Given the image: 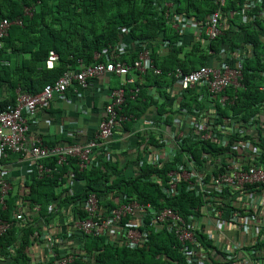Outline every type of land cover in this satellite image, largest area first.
Returning <instances> with one entry per match:
<instances>
[{
  "label": "built area",
  "instance_id": "2783aa9c",
  "mask_svg": "<svg viewBox=\"0 0 264 264\" xmlns=\"http://www.w3.org/2000/svg\"><path fill=\"white\" fill-rule=\"evenodd\" d=\"M174 1L164 0L163 7L170 27L179 37V46H183V37L190 31L195 32V41L207 45L225 36L229 26L223 10L228 0H214L216 10L203 24L177 13ZM257 4L261 5L262 0H246L243 14ZM25 15L32 16V10L27 8ZM258 18L264 24V8ZM22 24L21 18L0 21V48L10 29L21 27ZM165 46L169 47L170 43L166 42ZM127 49L128 45L118 43L110 47L109 51L96 55V60L104 59L103 62L81 71H68L37 95L19 94L16 104L0 113L1 157L28 155L36 165L38 179L53 177L58 173V167L66 165L69 159L77 161L80 172L97 167L102 160L114 162L112 138L123 127V123L131 122V119L134 123L137 121L134 117L122 114L126 89L138 82L143 84L149 72L155 76L162 74L155 67L151 49H140L137 59L131 64L120 58L129 54ZM209 54L210 60L215 59L212 66L191 73H185L182 69L170 73L169 77L174 82L163 90L165 95L157 87L149 88V95L156 104H168L167 114L158 116L154 106L141 121H137L142 125V130L132 134L126 132L128 135L123 138L127 145L131 136H140V148L137 149L135 161L136 176L146 163L158 170H163L166 164L172 165L165 176L167 186L163 187L164 194L171 199L179 196L184 188L186 192L195 193L204 203L203 214L184 218L170 208L155 210L151 205L145 206L137 201L123 203L122 200H119L121 205L115 209L104 211L98 194L90 193L82 204L86 218H75L72 221L75 234L95 238L107 236L110 239L123 237L126 244L135 249L148 242L149 229L166 230L177 239L188 264H214L200 236H207L214 241L215 247L220 248L221 242L215 240V237L224 233L227 227L243 232L254 229L251 233L253 244L257 243L264 225H259L257 219L258 204L250 206V203H259L262 198L260 201L254 199L264 194L263 151L257 147L264 144V101L258 105L259 113L245 123L241 116L229 111L224 115V111L236 107L238 91L245 90L244 71L248 62L255 57L254 51L249 47L237 49L234 53L224 49L219 55L214 52ZM57 61L58 56L51 52L47 67L53 69ZM105 76L119 78L121 83L112 92L103 119L88 144L48 147L40 141L32 148H27L29 121L35 118L39 109L49 107L74 84L86 89L91 81ZM261 77L264 78V72ZM259 91L264 93V85H261ZM140 93V87L131 91L132 99L135 100ZM142 134L153 135L155 142L141 147ZM191 147L192 150L197 148L200 154L194 155L189 149ZM48 159H56V166L46 167L43 162ZM157 180L162 183L160 178ZM11 190L10 183L0 181V203L4 208ZM235 197L242 199L240 208L235 206ZM28 210V206L20 203L10 220H0V239L15 227H24V214ZM33 211L39 213L41 207L35 205ZM204 219L215 222H205ZM126 220L127 223L123 225ZM44 238L52 246L63 240L50 236ZM221 250L226 255V264H262L261 260L254 259V253L247 251V246L231 245ZM52 258L51 264H74L75 261L73 254L68 252L52 253Z\"/></svg>",
  "mask_w": 264,
  "mask_h": 264
},
{
  "label": "trees",
  "instance_id": "16d2710c",
  "mask_svg": "<svg viewBox=\"0 0 264 264\" xmlns=\"http://www.w3.org/2000/svg\"><path fill=\"white\" fill-rule=\"evenodd\" d=\"M245 1H227L223 16L229 28L223 38L209 45L195 41L190 47H181L177 33L165 16L164 0H0V21L18 18L23 21L21 27L10 29L0 48V113L15 105L19 94L37 95L64 73L81 71L103 62L104 59L96 60L97 54L109 51L118 43L128 42L134 48L120 57L122 61L131 64L140 49L149 48L155 67L162 74L155 76L149 72L143 84L138 82L128 86L122 114L141 121L155 106L156 114L160 116L167 114L168 104H156L149 95V88L157 87L165 95L163 90L174 82L169 74L175 70L191 73L211 65L210 52L219 55L224 49L234 53L237 49L250 47L255 57L245 67V90L238 91L236 107L224 111V115L230 112L241 116L245 123L259 113L258 105L264 101V93L259 91L264 85L261 77L264 72V24L258 18L264 0L247 11V15L243 14ZM174 3L177 13L200 24L216 10L214 0H175ZM27 8L32 10V16L25 15ZM166 42L170 43L167 48ZM51 52L58 56V61L53 69H48ZM139 87L141 93L133 100L131 91ZM137 121L134 123L131 119V122L123 123L125 131L132 132ZM142 138L141 147L155 142L153 135L144 134ZM257 147L262 149L264 160V144ZM192 151L194 155L200 154L197 148ZM56 163V159L43 162L46 167H55ZM77 164L75 159H69L66 165L58 167V173L53 177L34 178L28 194L19 197L10 193L5 208L0 203V220H10L20 203L29 209L24 214V227H15L0 239V264H30L28 250L36 242V234H41V219L50 218L56 211L60 213L69 206H74L73 213L78 219H85L82 204L90 193L98 194L104 211L115 209L122 200L123 203L137 201L151 205L155 210L170 208L184 218L204 212L202 199L193 192H186L185 188L177 197H166L163 187L167 186L166 173L173 167L170 164L158 170L146 163L133 177L124 175L119 163L107 160L84 172L79 171ZM70 172L77 181L85 182L84 189L72 196L67 195L68 189H63L67 181L65 176ZM157 178L162 183H158ZM35 205L41 207L39 213L33 211ZM125 223L127 220L123 225ZM78 238L79 248L72 253L74 264H188L177 239L166 230L149 229L148 242L135 249L130 248L123 237L110 239L78 234ZM200 241L214 264L227 263L226 255L215 247L213 240L202 235ZM247 251L255 256L264 251V230L257 243Z\"/></svg>",
  "mask_w": 264,
  "mask_h": 264
},
{
  "label": "crops",
  "instance_id": "0c3cea01",
  "mask_svg": "<svg viewBox=\"0 0 264 264\" xmlns=\"http://www.w3.org/2000/svg\"><path fill=\"white\" fill-rule=\"evenodd\" d=\"M173 1V0H169ZM195 32L190 31L183 37V46L190 47L195 42ZM179 41V37H178ZM128 45V51L134 48L128 42H122ZM164 54L166 49H162ZM57 62H55L56 64ZM215 59L212 58L211 65H214ZM54 64V66H55ZM48 68V67H47ZM50 69V68H48ZM121 80L114 76H105L97 80L91 81L88 88L83 89L79 85L74 84L63 96L58 97L54 102L46 108L38 110L35 118L29 121V130L27 133L26 146L28 149L35 146L38 142H42L45 146H71L86 145L93 138L97 128L104 116L105 106L109 103L112 92L120 86ZM137 123L132 133L142 130V125ZM131 133V132H130ZM131 133V134H132ZM127 133L122 127L111 140L112 157L114 162L119 163L120 168L124 169V175L127 177L136 176L138 156L139 137H130L129 143L126 145L123 138L127 137ZM128 139V138H127ZM129 164V165H128ZM37 177V169L33 160L26 155L11 154L7 158L0 155V181L4 180L10 183L12 190L10 193L17 194L21 197L28 194L29 184ZM67 178L63 189H68V196L79 194L85 187V182L77 181L72 172L65 176ZM254 201L250 203L258 204L257 219L259 225H264V194L257 195ZM242 199L235 197V206L240 208ZM74 206L68 209L57 211L53 216L47 219H41L39 228L41 234H36V242L28 250L30 264H51L53 258L52 253H73L79 248L78 234L74 233L72 221L77 218L73 213ZM58 210V209H56ZM36 213V212H35ZM205 222H215L214 220H205ZM250 228L248 232L237 230L233 227H227L221 235H217L215 240L221 242V249L226 246H252L253 237ZM72 234V236H70ZM62 238L58 244L52 246L44 237ZM68 238V239H67ZM57 240V239H56ZM217 242V241H215ZM254 259L261 260L264 264V251L254 255Z\"/></svg>",
  "mask_w": 264,
  "mask_h": 264
}]
</instances>
